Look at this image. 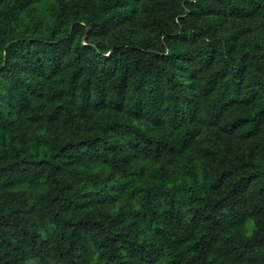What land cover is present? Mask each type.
Segmentation results:
<instances>
[{
  "label": "trees",
  "instance_id": "1",
  "mask_svg": "<svg viewBox=\"0 0 264 264\" xmlns=\"http://www.w3.org/2000/svg\"><path fill=\"white\" fill-rule=\"evenodd\" d=\"M0 264H264V0H0Z\"/></svg>",
  "mask_w": 264,
  "mask_h": 264
}]
</instances>
